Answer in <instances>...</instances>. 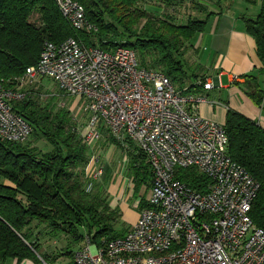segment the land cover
<instances>
[{
  "label": "built area",
  "instance_id": "1",
  "mask_svg": "<svg viewBox=\"0 0 264 264\" xmlns=\"http://www.w3.org/2000/svg\"><path fill=\"white\" fill-rule=\"evenodd\" d=\"M55 2L74 30H97L79 2ZM44 81L84 99L85 130H76L85 142L104 129L124 147L136 145L151 174L137 220L104 246L86 237L72 264H264V230L249 216L259 184L229 156L223 123L198 113L206 97L183 94L163 72L140 65L131 48L105 50L73 36L45 39L20 77L21 89L0 83L1 140L28 139L31 127L13 101ZM195 85L211 87L200 79ZM186 167L207 178L204 192L175 178Z\"/></svg>",
  "mask_w": 264,
  "mask_h": 264
},
{
  "label": "trees",
  "instance_id": "2",
  "mask_svg": "<svg viewBox=\"0 0 264 264\" xmlns=\"http://www.w3.org/2000/svg\"><path fill=\"white\" fill-rule=\"evenodd\" d=\"M85 11L88 21L97 30L91 33L74 30L60 14L55 0H0V83L7 88L21 89L20 77L26 68L38 60L45 39L58 42L69 36L87 45L108 50L124 46L135 51L140 65L163 72L183 93L199 89L195 81H205L193 68L185 72L183 55L189 40L202 32L211 7L221 8L219 0L209 6L192 1L201 19L189 16L183 23H174L171 16H156L143 7V0H75ZM165 6L185 0H161ZM32 14L36 19L31 21ZM246 32L253 37L256 54L264 73V0H259L254 17L241 16ZM97 40V43L95 41ZM191 47V46H190ZM192 48V47H191ZM196 66L200 67L199 63ZM189 71V73H188ZM189 83L185 84V80ZM242 87L258 106L263 90L256 76L243 75ZM25 88V87H23ZM30 89L25 97L13 101V109L30 125L29 137L40 136L49 150L25 142L0 139V263L8 258L30 259L51 264L67 257L72 264L76 249L65 253L41 252L32 239L34 226L43 225L51 235L67 233L74 243L83 238L86 243L101 247L107 241L122 236L127 227L115 228L118 218L98 192L86 189L84 169L89 161L88 145L77 132L76 121L69 109L52 102L40 105L36 99L39 89ZM54 97V96H52ZM228 138L229 156L242 165L259 184L249 216L254 226L264 230V128L245 115L227 109L223 123ZM109 142L124 147L107 133ZM129 172L136 190L149 186L150 169L145 155L129 143ZM175 178L204 192L208 180L194 167L178 168ZM6 180L7 184L3 183ZM145 201H139L142 207ZM83 228L85 233H80ZM85 234V235H84ZM79 245V244H78Z\"/></svg>",
  "mask_w": 264,
  "mask_h": 264
},
{
  "label": "crops",
  "instance_id": "3",
  "mask_svg": "<svg viewBox=\"0 0 264 264\" xmlns=\"http://www.w3.org/2000/svg\"><path fill=\"white\" fill-rule=\"evenodd\" d=\"M224 1L226 3L221 4V8L208 9L212 13L207 18L203 31L195 33L188 41L192 46L191 51H196V64L200 65L197 67L202 70L201 74L205 76V81L211 83L209 89L199 86V89L194 91L195 94L206 97L205 101L199 102L197 110L201 109V115L207 119L224 123L226 111L230 108L264 128V73L260 71L262 64L256 54L255 41L246 32L241 19V16L252 18L256 15L259 0ZM195 16L203 19L206 13L197 12ZM245 74L256 76L263 90L261 106L256 105L245 93L242 87ZM1 180L0 178V182ZM131 182L120 176L117 180L109 182V191L114 193L115 188L123 189L127 185L131 186ZM3 183L7 184V181L4 180ZM126 211L131 212L128 209ZM133 214L130 224L126 227L137 220L138 212ZM68 263L67 257H60L51 264ZM0 264L47 263L43 261L37 263L27 258L19 261L16 258H8Z\"/></svg>",
  "mask_w": 264,
  "mask_h": 264
},
{
  "label": "rangeland",
  "instance_id": "4",
  "mask_svg": "<svg viewBox=\"0 0 264 264\" xmlns=\"http://www.w3.org/2000/svg\"><path fill=\"white\" fill-rule=\"evenodd\" d=\"M192 1H201L207 5V8H209V6H215V0H185L170 6H165L161 0H143V2H140V6L156 16L168 15L172 17L174 23H183L189 16L192 17L197 14V11H195L192 6ZM219 1L221 4L226 3L224 0ZM256 12H258V9ZM35 19L36 14H32L30 20L33 21ZM95 41L97 43L96 39ZM190 46L191 45H189L183 55V59L186 63L185 72L187 73L189 67L193 68L198 75L202 76V70L196 66V51H191L192 46ZM189 82V79L186 78L185 84ZM173 85L176 89L179 88L177 83L174 82ZM35 96L40 105H45L50 101L56 107L64 106L69 109L76 121V128L78 131L83 132L85 130L86 120L82 115V106L84 105V99L82 97L62 95L59 93L56 84L49 81L43 82L42 88L39 89ZM198 112L201 115V109L198 110ZM107 133L106 130L102 129L98 131L97 136L86 140L89 161L85 166L84 176L88 180L86 189L91 193L98 192L101 199H105L112 209L115 208L117 210L118 218L114 227L119 229L130 224L131 217L134 215L133 213L140 211L141 207H139V201L141 199L145 201L148 184L141 185L138 190H136L133 182H131V186L127 185L123 189L115 188L114 193L109 191V182L117 180L120 176L127 178V181H129L132 180V176L129 175L130 172L128 170L130 158L127 150L124 147L111 144ZM29 139L28 143L30 146H37L43 151L49 150V147L43 144L44 142L40 136L32 134ZM31 227L33 230L32 239L38 242V245L41 247V252L56 254L65 253L67 249L74 250L79 246L85 245L84 238L80 242L74 243L71 235L67 233L51 235L46 227L43 225L34 226V222L31 224ZM79 232L83 234L85 230L81 228Z\"/></svg>",
  "mask_w": 264,
  "mask_h": 264
}]
</instances>
